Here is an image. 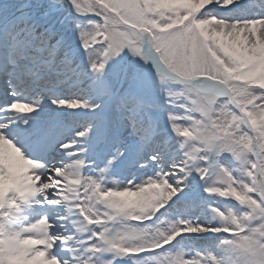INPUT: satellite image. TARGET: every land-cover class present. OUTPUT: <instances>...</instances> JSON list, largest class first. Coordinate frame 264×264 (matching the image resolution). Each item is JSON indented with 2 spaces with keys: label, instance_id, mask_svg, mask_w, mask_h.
I'll use <instances>...</instances> for the list:
<instances>
[{
  "label": "snow or ice",
  "instance_id": "snow-or-ice-1",
  "mask_svg": "<svg viewBox=\"0 0 264 264\" xmlns=\"http://www.w3.org/2000/svg\"><path fill=\"white\" fill-rule=\"evenodd\" d=\"M10 3L0 7V114H11L0 120V264H61L55 250L74 236L57 234L49 215L65 208L61 219L75 216L79 232L91 233L74 264H95L105 253L132 264H264V87L252 84L245 104L216 87L225 71L255 72L264 60V18L213 15L242 0ZM13 134L41 156L59 151L74 162L50 168ZM89 156L104 165L95 178ZM122 160L154 174L107 187ZM196 176L208 196L232 199L240 210L209 206L217 224L185 218L164 230L147 227ZM116 201L146 213L131 217ZM26 208L39 218L8 231L5 222ZM193 210H203L195 197L181 209ZM130 232L160 235L155 247L128 253L120 241ZM209 233L232 237L207 239L206 249L218 247L223 257L167 251L182 236Z\"/></svg>",
  "mask_w": 264,
  "mask_h": 264
},
{
  "label": "bare ground",
  "instance_id": "bare-ground-1",
  "mask_svg": "<svg viewBox=\"0 0 264 264\" xmlns=\"http://www.w3.org/2000/svg\"><path fill=\"white\" fill-rule=\"evenodd\" d=\"M203 2H207V0H203ZM261 4H264V0H242V3L240 4H234L232 5L231 8H219L215 9L213 11V15L218 16L220 18H226L227 20H243V19H259V18H264V8L260 7ZM203 15V14H201ZM243 69V68H242ZM255 73L259 74H264V60H261L258 64V67L255 71ZM66 115H76V113H69L68 110H64ZM35 115V113L33 114ZM11 114L7 118H3L2 120L10 119ZM14 136V134L12 135ZM21 147V144L18 145ZM22 148V147H21ZM22 151L27 154L28 152L25 149H22ZM39 159H46V161H55L56 166H61L64 163H71L74 162L70 160L65 153L59 152V151H54V152H49L46 157L41 156L40 154H36ZM90 157V156H89ZM177 160L180 159L179 156L176 157ZM94 172L91 171V174ZM118 178L120 179L121 183L123 185L127 184L131 180H135L137 183H140V178L136 176L135 170L133 171H128V170H122V172L119 174ZM191 179L189 180V184L191 183ZM200 185V184H199ZM202 189L201 186H199L196 189V192H200ZM190 190V185L188 188L185 189L184 193H181L179 197H177L172 204L169 206H174V205H180L183 207L185 201L187 200L186 195L189 193L192 194ZM49 207V206H45ZM67 213V209H58L57 213L54 215H49V219L53 224L57 225L56 231L59 234H64V235H73L74 240L69 243L67 247H64L62 245H59L57 249L55 250L56 252L61 254L62 260L61 264H74V262L79 261L84 258V252L85 248L82 246L86 240V235L84 233L79 232V218L73 216L71 218H64L61 219V217H65ZM194 218L199 219L201 223H207L211 222L213 224V221L207 217L204 209L203 210H193L192 211ZM39 218V215L29 209H25V211L22 214H15V220H17L18 226L13 230H19L21 227L26 226L25 224L27 222H31ZM141 228L143 226L140 225ZM121 230L120 225H115L112 228L113 233L119 232ZM212 239V240H217L219 237L209 233L206 235H196V234H188L185 236L180 237V239L186 240L188 243H193V244H200V243H206L207 239Z\"/></svg>",
  "mask_w": 264,
  "mask_h": 264
},
{
  "label": "rangeland",
  "instance_id": "rangeland-1",
  "mask_svg": "<svg viewBox=\"0 0 264 264\" xmlns=\"http://www.w3.org/2000/svg\"><path fill=\"white\" fill-rule=\"evenodd\" d=\"M12 7V4L10 3V0H7L4 3V7L5 9H8ZM87 19V18H86ZM72 39L79 44V36L78 35H73ZM129 59H132L131 54L129 53ZM241 71H243V69H241ZM173 90H179L180 86L179 85H173L172 86ZM24 98L25 99H30V95L28 93H24ZM172 111H175L177 113H182L183 109L182 108H174V109H170ZM166 120V117H165ZM173 139H175V134H173ZM31 153H35V151H30ZM32 158V157H31ZM231 159V157H229ZM55 162H51V165L49 166L50 168L52 166H56L54 164ZM89 164L92 166V168L89 170V174L95 178L96 176V170L100 167H103V163L102 162H95L93 163V157L90 156L89 157ZM233 168H236L237 165L234 163L232 165ZM122 170H128V171H133L135 170L136 172V176L138 178H140V182L147 178L149 175H153V174H149L151 171L154 173L155 169L151 166H149L148 168H139L138 166L135 168H131L129 167V164L127 161H121L119 162L115 168L113 169L112 173L109 175L108 177V182H107V187L112 188L113 184L111 183L112 179L118 180L120 181V179L118 178V175L122 172ZM91 171H93L94 173L91 174ZM234 175L239 176V172H234ZM201 183V184H200ZM201 185L202 189L200 190V192H196V189ZM190 185V190L192 192V194L188 193L186 195L187 200L191 199L192 197L197 198L198 200H200L202 202L203 205V209L207 215V217H209V219L211 221H213L214 223H218V220H216L212 214L207 211V208L209 206L211 207H217L220 208L221 210L224 209H232L234 211H239L241 206L238 204V202L232 200V199H227V198H220L218 196H208L205 192H204V182L200 180L199 176L195 177V180L191 181ZM124 185L121 183V187H123ZM183 207H181L180 205H174V206H168L165 209H162L160 213H158L156 215V218L152 221H148L147 222V227L153 228V229H167L169 228L170 224L177 222L180 219H195L194 215L192 212L189 213H184L183 211H181ZM14 216L10 217L6 222H5V227L8 231H13L16 228V225L14 224ZM197 219V218H196ZM14 226V227H13ZM114 226V225H113ZM143 227H145V225H141ZM86 234H88L91 237V233L88 232L86 230ZM222 238H232L230 236V234H222V236H220L216 241L217 243H219V241ZM206 243H200V244H189L186 240L183 239H177V241H175L173 243V245L168 246L167 251L175 254L178 252H191L193 255L195 254L196 251H205V250H210L212 251L214 254H217L220 257L224 256L223 250L217 248H211V249H206L205 247ZM126 252L131 253V252H135L137 250L135 249H125ZM111 260H115V264H132V261L129 259H116L114 257L113 254L110 253H105L97 258H95V264H108L109 261Z\"/></svg>",
  "mask_w": 264,
  "mask_h": 264
},
{
  "label": "clouds",
  "instance_id": "clouds-1",
  "mask_svg": "<svg viewBox=\"0 0 264 264\" xmlns=\"http://www.w3.org/2000/svg\"><path fill=\"white\" fill-rule=\"evenodd\" d=\"M252 84L264 87V74L258 75L255 72L241 71L237 68L234 72L225 71L221 76L220 84L216 87H218L221 92L227 91L234 93L238 98V102L245 104ZM262 143H264V141H262ZM18 163L21 167L28 166V162L24 161L23 158H20ZM113 206L118 211L121 209H127V215L131 217H143L146 213L144 207L129 206L126 202L122 201H116ZM85 219H88V217H85ZM159 235L160 234L157 233L156 236L149 237L144 233L130 232L122 241H120V243L127 249L130 248L137 251L148 250L149 248L156 246L155 240L158 239ZM30 243L32 242H26V244ZM45 264H48V262H45Z\"/></svg>",
  "mask_w": 264,
  "mask_h": 264
}]
</instances>
